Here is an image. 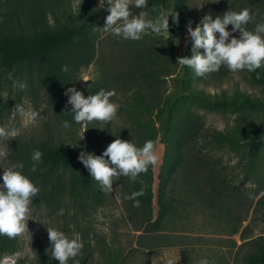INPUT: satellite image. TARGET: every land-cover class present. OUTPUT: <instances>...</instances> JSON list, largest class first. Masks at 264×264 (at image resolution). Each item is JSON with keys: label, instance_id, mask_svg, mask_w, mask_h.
<instances>
[{"label": "rangeland", "instance_id": "rangeland-1", "mask_svg": "<svg viewBox=\"0 0 264 264\" xmlns=\"http://www.w3.org/2000/svg\"><path fill=\"white\" fill-rule=\"evenodd\" d=\"M243 8L249 9L253 17L246 25L249 30H253L256 24L264 23V0H186L183 15L175 12V21L172 15L168 17V38L164 32L157 35L149 30L143 34L142 39L134 41L94 30L97 26H104L105 18L109 14L107 3L101 7L100 0H0V22L44 20L48 26L57 27L76 25L87 20L86 33L94 46L89 64L70 66V60H61L59 69L53 72L48 71L46 60H42L32 67L25 65L19 72L14 73L2 64L0 55V127L15 129L18 132L15 138H0V149L7 145L10 152L6 159H0V183L4 167L23 163L24 168L21 171L40 189L39 195L33 197L30 205L32 219L27 220L28 230L21 237L15 238L14 243L0 253V264H30L31 260L36 259V249L40 246L45 248L42 255L51 254L46 229L49 226L60 229L70 238H80L88 249L85 264H199L201 259H207L209 264L236 263V258L248 249L245 245L239 252L238 247L243 243L240 231L234 234L225 222L218 220L213 211L199 207L197 202L192 203L193 196L180 183H177L175 192L181 194L185 209H178V216L171 214L170 218H167L169 220L163 223L162 230L153 229L152 233H146L142 231L143 226H138L141 223L140 211L128 210V202L120 196L114 186L111 193L100 191L97 182L78 158V163L86 169L87 192L83 195L76 194L72 187L70 168H51L49 162H43V156L36 166L38 173H34L39 176L33 177L31 167L34 162L31 157L33 150H41L40 141L49 136L59 138L67 146L77 147L80 152L83 150L93 153L96 148L107 147L105 136L111 129L110 125H117L126 119V113L120 111V106H124L127 99H123L122 93L116 87H109L105 83L110 81L113 84V79L108 76L111 58L125 50L131 42L140 45L155 42L156 46H163L166 53L173 52L175 63H171L169 59L165 64V68L170 70V74L165 76L166 93L181 87L185 90H203L211 95H220L223 92L233 94L235 90H240L264 101V94L259 85L249 81L241 70L232 72L226 66H221L217 72L200 77L191 68L182 67L177 63L178 56H191L192 44L187 29L181 30L177 27L179 20H183L185 27L191 22V26L193 24L195 28L206 14H211L215 19L228 9L240 11ZM140 11L142 9L132 7L134 14L138 15ZM145 11L152 17L173 12L169 8L149 2ZM22 24L30 26L33 22ZM227 30L231 35L239 37V31L232 32L231 25L227 26ZM216 35L219 36L218 33ZM79 43L81 41L77 39L74 48ZM200 51L203 52V49ZM65 65L69 69L68 72L61 70ZM9 73L12 74V79L8 78ZM13 80L26 82L27 88L18 89ZM69 87L81 91L85 97L95 94L101 88L114 90L115 95L110 99L119 105L118 123L93 121L87 124L88 128L83 132L84 126L74 121L70 112L71 105L66 103L68 97L65 90ZM16 104L22 105L26 110L32 109L40 113L37 122L29 125L24 117L14 116L13 108ZM178 105L189 112L193 120L217 129L230 127L237 120L245 123L252 120L261 122L259 111L252 106L244 105L238 110L219 111L205 108L186 95L177 99L176 109ZM159 114H153L150 118L136 115L135 118L137 121H147L159 127ZM65 120L69 122V128L63 127ZM202 144L203 141L198 140L197 146ZM154 146L158 159L155 165H151L154 191L152 213L156 215L157 175L164 158L166 142L159 140ZM27 148L29 156L26 155ZM201 150L214 155L219 162L227 165V172L233 183H239L238 168H231L239 157V151H231L226 147L212 149L210 145L201 147ZM46 172L48 173L45 174ZM253 186L249 181H245L240 188L244 190L245 196H248ZM74 187L78 189V186ZM61 208L64 209V214L57 215ZM239 210L243 215L244 207ZM247 225L252 236L264 233V215L257 212V215L253 216L251 207L240 229ZM50 262L59 264L57 259ZM68 264H76V258L70 259Z\"/></svg>", "mask_w": 264, "mask_h": 264}, {"label": "trees", "instance_id": "trees-1", "mask_svg": "<svg viewBox=\"0 0 264 264\" xmlns=\"http://www.w3.org/2000/svg\"><path fill=\"white\" fill-rule=\"evenodd\" d=\"M148 2L169 8L180 15L186 10V0ZM29 22H33L31 27L22 24ZM177 27L181 30L187 29L183 20H179ZM87 30V20L76 25L57 27L48 26L44 20H2L0 22L2 64L14 73L19 72L25 65L32 67L42 60H46L49 72L58 70L61 60L65 62L70 60L68 62L70 66L89 64L94 46L87 36ZM77 39L81 43L74 48ZM169 59L171 63H175L173 52L166 53V49L163 46H156L155 42L149 45L131 42L125 50L111 58L108 76L113 79V84L110 81L105 84L116 87L122 93L123 99H127L125 105L120 106V111L126 113V119L117 125H110L111 129L105 136L106 142L109 144L116 136L123 140H131L138 147L143 146L147 140L153 141L154 145L159 140L166 142L164 158L157 175L156 215L152 213L154 191L151 165L137 181L133 182L121 176L113 181V186L123 199L125 195L144 188V195L137 197L140 201L139 207H134L132 200H124L128 202V210L140 211L141 223L138 226H143L142 231L152 233L153 229L162 230L163 223L169 220L167 218H170L171 214L178 216L179 210L185 209L181 194L175 192L177 183H180L193 196L192 203L197 202L199 207L213 211L218 220L225 222L234 234L240 231L243 243L238 247L239 252L245 245L248 249L236 258L235 264H264V233L252 236L248 232V225L240 229L251 207L253 216H256L257 212L264 215V101L240 90H235L233 94L223 92L220 95H211L203 90H185L181 87L180 91L166 93L165 76L170 74V70L165 68V64ZM241 71L249 81L259 85L264 94V67L255 72ZM184 95L189 99H195L197 104L205 108L219 111L238 110L244 105L252 106L259 111L261 122L252 120L245 123L237 120L225 129L205 126L193 120L190 113L180 105L176 109L177 99ZM156 113H160L159 127L147 121H137L135 118L136 115L150 118ZM198 140L203 141L199 147ZM39 145L43 162H49L51 168L60 166L70 168V179L75 193L85 194L86 169L77 161L80 149L67 146L59 138L54 139L52 136L45 137ZM207 145L212 149L226 147L231 151H239L235 165L231 166L232 169L238 168L237 173L240 174L238 184L233 183L230 178L227 165L219 162L214 155L201 150V147ZM27 150L29 148L26 149V155L29 156ZM103 151L104 149L96 148L93 153L101 155ZM34 173H38L37 169L32 176H39ZM140 181H143V184ZM245 181L254 185L248 196H245L244 190L240 188ZM73 185L78 186V189ZM243 207L245 210L242 215L239 209ZM11 243H14V239L0 235V253L8 249ZM48 245L51 247L50 243ZM44 250L45 248L41 246L36 249L37 257L31 260L30 264H52L50 261L56 260L52 254L42 255ZM87 251L83 245L81 254L76 257L79 264H85Z\"/></svg>", "mask_w": 264, "mask_h": 264}, {"label": "clouds", "instance_id": "clouds-1", "mask_svg": "<svg viewBox=\"0 0 264 264\" xmlns=\"http://www.w3.org/2000/svg\"><path fill=\"white\" fill-rule=\"evenodd\" d=\"M105 2L108 5L109 14L105 18L104 26H97L94 30L122 37L125 40H140L149 30L157 35L164 32L168 38L169 15H172L174 21L176 20L175 12L150 16L149 12L145 11L148 8V0H100V6L103 7ZM132 7L140 8L142 11L138 15L134 14ZM252 19L250 10L243 8L240 11L228 9L215 19L211 14H206L195 28L190 22L187 31L192 41L191 56H178L177 63L182 67L191 68L200 77L217 72L221 66H226L232 72L240 70L255 72L264 67V23L256 24L253 30H249L246 25ZM228 25L232 26V32L239 31L238 38L227 30ZM201 49L203 52L200 51ZM61 70L68 72L69 69L65 65ZM8 78H13L11 73L8 74ZM13 84L20 90L27 88V83L24 81L13 80ZM65 95L68 97L66 103L71 105L70 112L73 114L74 121L84 126L83 132L88 128L87 124L93 121L103 123L117 121L118 123L119 105L110 99L115 95L114 90L101 88L95 94L85 97L81 91L69 87L65 90ZM13 109V115L24 117L29 125L35 124L40 116L36 110H26L20 104H16ZM63 127H70L67 120L63 121ZM83 132L81 139H83ZM17 134L15 129L0 127V138L9 140L15 138ZM9 153L5 145L3 149H0V159H6ZM41 157L42 153L39 150H33L32 172L36 171ZM78 159L88 170L92 179L97 182L99 190L111 193L113 181L121 176L133 182L137 181L142 173L148 171L150 165L156 164L158 158L153 141L147 140L143 146L138 147L131 140H123L116 136L101 155L81 150ZM23 168V163H15L4 167L2 172L0 235L10 239L21 237L28 230L27 220L31 218L30 205L33 197L38 196L40 192L28 176L23 174L21 171ZM140 183L143 184V181ZM142 195H144L143 187L130 195H125L124 199L134 201L133 206L139 207L140 201L137 197ZM63 214L64 209H59L57 215ZM46 229L52 257L57 259L59 264H68L70 259L75 260L81 254L83 243L79 237L70 238L56 227L49 226ZM76 264H79V261H76ZM199 264H209V262L207 259H201Z\"/></svg>", "mask_w": 264, "mask_h": 264}]
</instances>
